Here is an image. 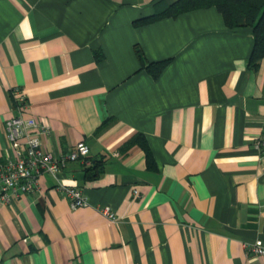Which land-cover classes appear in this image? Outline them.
Here are the masks:
<instances>
[{"label": "crops", "instance_id": "1", "mask_svg": "<svg viewBox=\"0 0 264 264\" xmlns=\"http://www.w3.org/2000/svg\"><path fill=\"white\" fill-rule=\"evenodd\" d=\"M157 0H0V163L13 159L5 120L47 124L54 155L84 159L0 205V264H264V57L248 67L249 26L214 7L142 25ZM171 3L175 0H158ZM167 59L153 78L140 64ZM95 51L101 54L99 59ZM144 135L153 166L140 145ZM87 162V161H86ZM62 186L87 200L73 207ZM137 190V195L133 193ZM98 206H109L116 220Z\"/></svg>", "mask_w": 264, "mask_h": 264}, {"label": "built area", "instance_id": "2", "mask_svg": "<svg viewBox=\"0 0 264 264\" xmlns=\"http://www.w3.org/2000/svg\"><path fill=\"white\" fill-rule=\"evenodd\" d=\"M18 114L5 120V130L8 142L13 149L14 158L0 163V205L8 202L10 196L17 191L32 192L36 184V176L41 172L56 175L68 161L84 159L89 152L88 146L77 142L67 152L54 155L44 149L41 138L48 135L49 127L37 121L33 116H24L21 111L27 106L25 95L18 88H13ZM253 147L260 157L264 158V123L261 132L254 138ZM73 207L84 206L87 200L80 188L62 186ZM133 193L137 195V190ZM98 210L110 220H116V214L109 206H98ZM247 249L256 254H264L261 239L246 245Z\"/></svg>", "mask_w": 264, "mask_h": 264}, {"label": "trees", "instance_id": "3", "mask_svg": "<svg viewBox=\"0 0 264 264\" xmlns=\"http://www.w3.org/2000/svg\"><path fill=\"white\" fill-rule=\"evenodd\" d=\"M154 6L156 9L151 15L135 20L134 24L142 25L164 17H175L192 9L214 6L222 14L228 27L249 26L252 28L254 42L247 62L248 67L255 70L260 59L264 57V0H175L171 3H161L157 0ZM135 52L141 66L153 78L158 77L168 62L167 59L147 61L138 46L135 47ZM95 56L99 59L101 54L95 51ZM133 143H137L142 147L145 152L147 166L151 168L153 159L144 135L141 133L135 134L125 143V146H130ZM86 157L85 176L94 178L102 171L103 159L89 160Z\"/></svg>", "mask_w": 264, "mask_h": 264}]
</instances>
